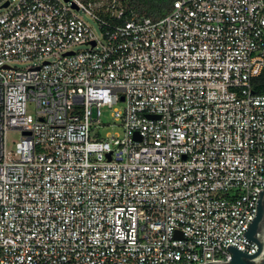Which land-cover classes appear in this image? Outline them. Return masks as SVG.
<instances>
[{"label":"built area","instance_id":"built-area-1","mask_svg":"<svg viewBox=\"0 0 264 264\" xmlns=\"http://www.w3.org/2000/svg\"><path fill=\"white\" fill-rule=\"evenodd\" d=\"M125 1L0 0V264L257 250L264 0H174L157 20Z\"/></svg>","mask_w":264,"mask_h":264},{"label":"water","instance_id":"water-1","mask_svg":"<svg viewBox=\"0 0 264 264\" xmlns=\"http://www.w3.org/2000/svg\"><path fill=\"white\" fill-rule=\"evenodd\" d=\"M29 132H25L27 134ZM256 212L245 229L243 236L257 243L254 253H247L236 245L229 243L228 249L232 251L230 259H220L199 264H264V188L258 193Z\"/></svg>","mask_w":264,"mask_h":264},{"label":"trees","instance_id":"trees-1","mask_svg":"<svg viewBox=\"0 0 264 264\" xmlns=\"http://www.w3.org/2000/svg\"><path fill=\"white\" fill-rule=\"evenodd\" d=\"M125 2L128 15L131 16L133 12H139L157 20L170 12L174 0H126ZM253 84L255 92L264 94V73L254 78Z\"/></svg>","mask_w":264,"mask_h":264},{"label":"rangeland","instance_id":"rangeland-1","mask_svg":"<svg viewBox=\"0 0 264 264\" xmlns=\"http://www.w3.org/2000/svg\"><path fill=\"white\" fill-rule=\"evenodd\" d=\"M93 23V22H92ZM80 48H86V46H80ZM33 62L27 61V62H22V63H16L17 67L20 68H27L31 66ZM29 111L33 109L32 104H29ZM103 115L102 119L106 123L104 127H102L103 133L107 132H118L122 133L123 129L120 126H116L114 119L112 117V111L113 109L109 106H103L102 107ZM22 133L19 130H11L7 133V140H8V147L9 149H13L15 146V143L20 139Z\"/></svg>","mask_w":264,"mask_h":264}]
</instances>
